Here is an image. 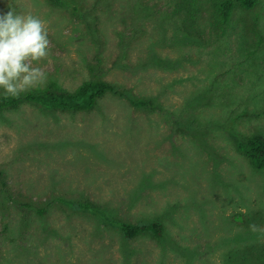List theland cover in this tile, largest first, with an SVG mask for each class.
<instances>
[{
	"label": "rangeland",
	"instance_id": "374dc122",
	"mask_svg": "<svg viewBox=\"0 0 264 264\" xmlns=\"http://www.w3.org/2000/svg\"><path fill=\"white\" fill-rule=\"evenodd\" d=\"M178 1L0 0L47 29L37 89L127 97L0 112V264H264V170L236 149L264 137V0L217 35ZM114 221L164 235L125 241Z\"/></svg>",
	"mask_w": 264,
	"mask_h": 264
},
{
	"label": "trees",
	"instance_id": "16d2710c",
	"mask_svg": "<svg viewBox=\"0 0 264 264\" xmlns=\"http://www.w3.org/2000/svg\"><path fill=\"white\" fill-rule=\"evenodd\" d=\"M261 0H179L177 6L185 9L188 13V22L192 31L199 34L201 22L208 28L210 33L224 34L232 27L235 9L252 11L256 7H262ZM197 21H201L198 23ZM195 31V32H196ZM260 36V32L256 31ZM106 95L119 98H127L113 85L103 81H88L82 83L73 92H68L51 82L43 89H36L28 93L20 94L16 98L1 97L0 112L15 110L24 104L41 107L51 112H90L97 102ZM131 106L136 108H150L152 102L144 100H131ZM238 152L242 153L249 164L256 171L264 170V137L262 135L252 136L236 144ZM1 185L5 183L1 181ZM76 210H89V205H73ZM120 235L125 241H131L139 236L148 235L154 240H161L164 235L163 225L159 221H151L144 224H130L122 221H114Z\"/></svg>",
	"mask_w": 264,
	"mask_h": 264
},
{
	"label": "clouds",
	"instance_id": "9594fccd",
	"mask_svg": "<svg viewBox=\"0 0 264 264\" xmlns=\"http://www.w3.org/2000/svg\"><path fill=\"white\" fill-rule=\"evenodd\" d=\"M48 48V32L40 18L12 9L0 13V95L16 98L43 87L47 74L34 64L49 56ZM250 228L256 231L254 225Z\"/></svg>",
	"mask_w": 264,
	"mask_h": 264
}]
</instances>
